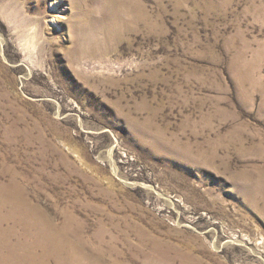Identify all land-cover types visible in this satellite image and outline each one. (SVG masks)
<instances>
[{
	"label": "rangeland",
	"instance_id": "1",
	"mask_svg": "<svg viewBox=\"0 0 264 264\" xmlns=\"http://www.w3.org/2000/svg\"><path fill=\"white\" fill-rule=\"evenodd\" d=\"M0 264H264V0H0Z\"/></svg>",
	"mask_w": 264,
	"mask_h": 264
},
{
	"label": "bare ground",
	"instance_id": "2",
	"mask_svg": "<svg viewBox=\"0 0 264 264\" xmlns=\"http://www.w3.org/2000/svg\"><path fill=\"white\" fill-rule=\"evenodd\" d=\"M112 1H114V0H112ZM115 2H116V0H115ZM11 200V199H10ZM28 211H30V210H28ZM36 213V212H35ZM26 216V215H25Z\"/></svg>",
	"mask_w": 264,
	"mask_h": 264
}]
</instances>
